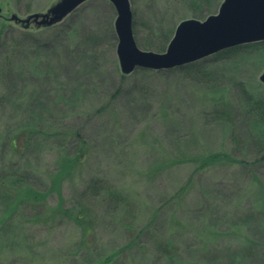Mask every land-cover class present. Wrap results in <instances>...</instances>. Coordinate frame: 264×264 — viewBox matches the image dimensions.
I'll use <instances>...</instances> for the list:
<instances>
[{
	"label": "rangeland",
	"instance_id": "1",
	"mask_svg": "<svg viewBox=\"0 0 264 264\" xmlns=\"http://www.w3.org/2000/svg\"><path fill=\"white\" fill-rule=\"evenodd\" d=\"M60 1L0 0V172L22 175L29 197L46 193L0 223V264H96L116 250L106 264H264V162H252L264 152V117L243 90L264 97V52L123 74L108 0H85L49 25L10 18ZM200 1L129 0L137 46L153 51L148 34L202 20L223 0ZM225 103L229 115L216 113ZM215 153L232 160H205ZM92 179L103 180L100 194L79 200ZM61 198L85 206L91 234L43 215ZM164 242L177 249L173 262Z\"/></svg>",
	"mask_w": 264,
	"mask_h": 264
},
{
	"label": "water",
	"instance_id": "2",
	"mask_svg": "<svg viewBox=\"0 0 264 264\" xmlns=\"http://www.w3.org/2000/svg\"><path fill=\"white\" fill-rule=\"evenodd\" d=\"M85 0H61L50 13H32L26 18L11 15L12 20L49 25L62 19ZM116 11L114 28L116 55L123 74L135 68L161 70L201 59L232 46L264 40V0H223L215 14L202 20L188 18L175 27L163 52L140 49L132 30L129 0H108ZM264 83V70L259 75Z\"/></svg>",
	"mask_w": 264,
	"mask_h": 264
},
{
	"label": "trees",
	"instance_id": "3",
	"mask_svg": "<svg viewBox=\"0 0 264 264\" xmlns=\"http://www.w3.org/2000/svg\"><path fill=\"white\" fill-rule=\"evenodd\" d=\"M211 1L212 0H205V9L209 8L211 6ZM194 3H196L197 5L201 4L200 0H193ZM204 9V10H205ZM203 10V11H204ZM205 17V13L201 14V18ZM5 26V22L1 19L0 21V42L2 40V38H4L3 36V27ZM132 29H133V34H136V30H135V25L132 22ZM159 30L155 31L156 33ZM155 32L148 34L149 35V41L148 44L151 46V48L153 49V51L155 52H163L166 49V46L169 42V40L171 39L173 33H171V30L168 31H159L157 34H155ZM253 50H261L264 52V40L261 41H256V42H251V43H244V44H240V45H236V46H232L229 48H225L222 49L220 51H217L216 53H213L209 56L215 57V58H228L231 56H237L243 53H247L249 51H253ZM207 57V56H206ZM203 61H205V57L195 60L193 62H189L183 65H179V66H175L172 68H168V69H162V70H157L159 72H171L173 70H179V71H185L188 69H193L198 67L199 65H201L203 63ZM141 70V72H147L149 71L148 69H142V68H137L134 71H139ZM243 90L246 92L247 97H246V103L247 105H249L251 108L254 106V108H252L254 111L257 112V115L260 114V119H262L264 117V97H260V98H255L253 94H251L250 92L246 91L244 88ZM225 109V110H223ZM223 109H220L218 112L216 110V113H221L224 115H229V112L231 110V106H229V104H224ZM228 117V116H227ZM13 141H15V139H12ZM11 140V141H12ZM231 157V156H230ZM219 158L220 161H222L223 159L225 160H230L229 159V154L228 153H215L212 155H209L207 157H205V160L207 159H216ZM232 160V159H231ZM252 162L255 164H257L258 162H264V152L262 150H257L254 151V155H253V160ZM202 163V162H201ZM200 163V164H201ZM22 175L19 176V178H15L12 179L10 178V176L8 177L7 174H4L2 172H0V198L6 201H9V203L6 204L5 207V217L3 218V221L0 219V223L4 224L6 223V221H8L10 219V214L8 211L11 210H15L16 208H19L21 206H23L27 201L32 199H35L37 201H40V198L36 197V195H38L39 197H45L46 193H41V192H35L33 196L29 197L27 195V193H29L30 188L28 186H23L21 184V182L23 181L22 179ZM103 183V180H89L87 182V184L85 185V187H83V189L80 190V195H79V200L80 199H84V198H93L96 195L100 194V189L97 188L99 183ZM38 193V194H37ZM43 197V198H44ZM34 201V200H33ZM78 207V208H77ZM43 211H41L42 213ZM41 213H37L36 215L40 218L41 216H47V217H66V219H70L72 220L75 224L82 226L84 228V232L91 234L93 232V226H89L86 218L89 219V213L87 211V209L85 208V206L80 205V206H66L65 205V201L61 198L58 200V202L45 209V211L43 212V215ZM88 213V215H87ZM53 218V220H54ZM1 225V224H0ZM250 243H253L252 241H250ZM159 249L161 250V253L163 255L166 256V260L168 263L173 262L175 260L174 256H176V247L174 246V244L172 243H168V242H164V243H159ZM120 253L119 250H116L114 253H111L110 255H108L105 259H100L97 261L96 264H106V262H109L110 260H115V258L117 257V255Z\"/></svg>",
	"mask_w": 264,
	"mask_h": 264
}]
</instances>
